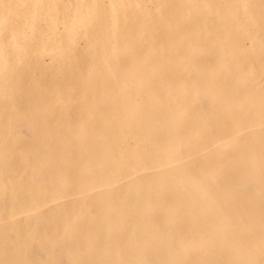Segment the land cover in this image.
<instances>
[{
	"label": "bare ground",
	"instance_id": "obj_1",
	"mask_svg": "<svg viewBox=\"0 0 264 264\" xmlns=\"http://www.w3.org/2000/svg\"><path fill=\"white\" fill-rule=\"evenodd\" d=\"M0 264H264V0H0Z\"/></svg>",
	"mask_w": 264,
	"mask_h": 264
}]
</instances>
